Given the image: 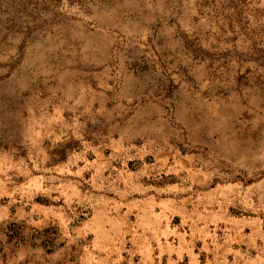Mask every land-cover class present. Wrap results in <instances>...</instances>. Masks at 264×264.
Here are the masks:
<instances>
[{"label":"rangeland","instance_id":"rangeland-1","mask_svg":"<svg viewBox=\"0 0 264 264\" xmlns=\"http://www.w3.org/2000/svg\"><path fill=\"white\" fill-rule=\"evenodd\" d=\"M247 2L0 0V264H264Z\"/></svg>","mask_w":264,"mask_h":264},{"label":"trees","instance_id":"trees-1","mask_svg":"<svg viewBox=\"0 0 264 264\" xmlns=\"http://www.w3.org/2000/svg\"><path fill=\"white\" fill-rule=\"evenodd\" d=\"M216 12L225 11L226 10V18H228L231 22L241 23L239 25L240 29H244L242 33H245L247 29L246 23L244 22V8L248 5L247 0H213ZM227 10L229 12H227ZM230 22V24H231ZM243 22V23H242ZM244 24V25H243ZM257 64L264 68V56L259 57L257 60Z\"/></svg>","mask_w":264,"mask_h":264}]
</instances>
